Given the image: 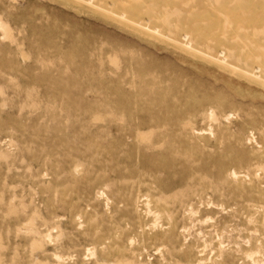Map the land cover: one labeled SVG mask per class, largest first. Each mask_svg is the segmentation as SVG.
Segmentation results:
<instances>
[{"label":"rangeland","instance_id":"374dc122","mask_svg":"<svg viewBox=\"0 0 264 264\" xmlns=\"http://www.w3.org/2000/svg\"><path fill=\"white\" fill-rule=\"evenodd\" d=\"M0 19V264H264V171L227 177L264 167L261 102L198 138L246 91L228 75L58 0Z\"/></svg>","mask_w":264,"mask_h":264},{"label":"bare ground","instance_id":"6f19581e","mask_svg":"<svg viewBox=\"0 0 264 264\" xmlns=\"http://www.w3.org/2000/svg\"><path fill=\"white\" fill-rule=\"evenodd\" d=\"M58 2L78 12L87 13L122 32L126 31L139 41L155 43V47L160 51L166 50L182 64L200 71L207 80L215 75L221 77L223 73L232 79L234 87L246 89L243 93L236 89V93L229 94L236 102L231 111L227 110V113L220 115L216 109H206L205 115L209 119L207 126L191 129L198 138L205 132L212 136L217 135V130L221 128V118L224 122L237 118L238 116H234L239 112L237 106L242 102V95L246 93L250 95L251 104L261 102L258 108L250 107L248 113L264 118V0H58ZM2 23L0 22V29L8 33L10 28ZM220 89L223 90L222 87ZM221 97L218 99L221 100ZM228 121L227 123L230 122ZM245 136L247 143L252 144L254 150L255 147L261 148L252 128ZM263 171L264 167L262 169L257 165L243 171L231 168L227 177L234 182L244 180L252 183L254 180L261 181Z\"/></svg>","mask_w":264,"mask_h":264}]
</instances>
